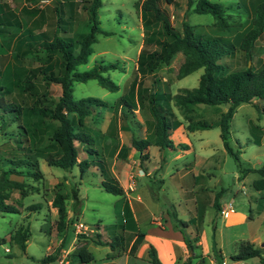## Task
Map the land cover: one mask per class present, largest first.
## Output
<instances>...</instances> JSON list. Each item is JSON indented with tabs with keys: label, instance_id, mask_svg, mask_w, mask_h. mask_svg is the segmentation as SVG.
I'll return each mask as SVG.
<instances>
[{
	"label": "rangeland",
	"instance_id": "1",
	"mask_svg": "<svg viewBox=\"0 0 264 264\" xmlns=\"http://www.w3.org/2000/svg\"><path fill=\"white\" fill-rule=\"evenodd\" d=\"M11 5L10 16L13 23L7 32H0V68L4 70L10 66V73H17L21 80L19 88L16 92L25 91V80L30 76L29 71L43 65L45 56L35 50L25 57L17 56L21 49L17 48L19 40L24 36L23 32L28 26L38 24L39 20L43 23L39 30H46L47 21L42 17L49 14L47 6L54 7L57 1L61 2L65 10L66 16L70 8L67 0H5ZM78 2L80 7L76 9V16L68 27L66 36H77L80 33L88 31L89 14L83 5L88 6L92 0H74ZM143 0H102L103 6L100 9V20L102 28L110 32V35L99 34L98 41L94 44V54L90 57L89 62L79 66L81 71L91 69L95 63L100 61L114 62L119 65V69L110 70L106 75L110 76L120 85L118 92H111L98 84L96 80L87 82H76L74 84V97L80 99L83 97L94 96L107 101L110 107L101 112V116L88 117L85 131L90 133L95 142L92 147L96 152L92 158L104 161L110 175L117 179L123 186L124 194L115 195L105 191L102 187L104 177L98 166L90 164L86 168V172L82 173L79 166L73 170H65L59 167L48 166L43 158L40 159L41 169L45 177L43 180L27 179V197L20 199L19 192H13L10 195L9 203L16 200L20 202L16 204L19 207L17 213L0 214V238H6L8 242L0 246V264H36L45 257L47 247L52 246L51 255H56L60 260L62 258L63 248L71 249L75 243L90 242L94 245L97 260L103 258V254L95 249L102 248L105 243L103 236L98 233V225L118 224L120 204H184L185 198L190 194H184L179 191L177 186H184L190 189L195 184L196 195L200 197L203 204H210L209 192L218 191L222 194L219 202L227 204L231 200L235 212H239L242 216L250 214V204H253L254 221L240 220L232 225H228L227 216L222 212H217L215 207L207 211L206 220L203 224V239L205 246L208 245L212 249V241L214 226L218 230V238L224 233L226 253L233 249V237L237 239H245L247 237V226L251 224L250 235L263 236V208L264 197L261 192L256 190L253 185L255 179L260 178L258 174L250 173L243 182L238 181L237 176L240 170L235 159L229 155L221 140V130L219 127L222 115L227 111L225 105L209 106L197 105L193 112L189 115L193 122L207 121L213 127L209 129H200L194 132L186 131L190 139L196 146L197 154L205 156L201 161L205 169L202 170L203 178L198 182H193L192 174H188L187 178L180 181L170 180L169 172L181 169L184 173L191 170V173L200 171L197 166V159L193 153H188L187 158H180L167 162L158 155L156 147H152L150 156L145 161H141L140 154L132 146V136L135 134L139 138L148 137L154 141V119L149 110L148 98L141 100L138 95V84L140 80L142 90L146 87L149 89L150 78H141L137 71V60L141 48L144 43L146 27L142 18L141 3ZM222 2L225 7L227 21L229 27L222 29L216 25V21L211 14H199L190 12L187 14V0H175L173 5H163L169 10L172 25L179 31L183 30V21L187 20L195 26V31L199 34L222 36L232 41L238 46L251 27V16L247 14L240 5L241 0H213ZM253 0H248V4H252ZM161 25L154 23L151 30L158 32V37L165 39L161 35ZM185 56L182 52L175 55L170 64H161L156 70V78L158 82V91L170 90L173 94L181 91L183 88H194L198 86L203 69L197 70L192 74L180 78L178 71L184 62ZM264 60V36L257 41L253 61L249 63L251 66H259L260 61ZM227 68V72L234 71L239 68L246 67V59L240 50H236L233 55H228L221 60ZM18 76H10V80L17 81ZM35 90L42 95L45 90L51 93L53 98H58L61 94V87L56 84L47 85L38 76L35 80ZM125 94L127 98H132L135 103V110L129 113V118L122 114V110L114 107L115 101ZM145 94V93H144ZM138 101L141 107L138 105ZM264 104V100L259 101ZM256 100L251 103H243L239 105L231 120V145L234 150L239 152L242 168H251L255 165V161L261 156V147L254 144V141L261 140L264 142V113H259L256 109ZM174 111L178 118L187 125L189 121L185 119L182 111L175 102H172ZM131 122L133 128L129 127ZM47 123L50 128L56 127L59 123L48 119ZM9 132H17V124L7 128ZM180 132V131H179ZM176 133L178 140L180 133ZM203 138V140H199ZM14 139L8 142L11 145L2 146L5 157L19 155V150H12L15 144ZM48 135L40 146H46L51 143ZM210 142L211 146H201L202 143ZM185 144V143H183ZM186 147H180V150L190 149L188 143ZM83 146L80 147V159L85 157ZM169 156H174L170 151H166ZM261 159V158H260ZM197 166V167H196ZM166 175L167 184L163 178ZM17 180H23V177L11 176ZM244 185V188L242 187ZM78 188L80 203L78 210L83 207V213L80 222L87 226V230L77 234V241L73 244L75 232L78 231L76 225H71L74 219L70 220L66 228H61L57 221H53V200L58 192H62L67 196V207L74 205L72 197L73 189ZM195 188V187H194ZM37 205L38 209H30V206ZM175 210L172 206L170 211ZM101 221H100V220ZM213 220V222H212ZM227 222V223H226ZM79 223V222H78ZM21 227H28L31 237L27 242V250L24 252L17 244L11 241L12 235ZM69 227V235L66 236ZM59 238H64L61 245L56 246ZM11 241V242H10ZM101 244V245H100ZM56 246V247H55ZM9 247L11 252H5V248ZM68 251V250H67ZM212 254V251L209 252ZM70 254V253H69ZM31 256H34L33 260ZM227 259L232 260L231 257ZM254 259H249L248 263L253 264ZM99 263V262H98ZM202 263V261H198ZM93 264V263H91Z\"/></svg>",
	"mask_w": 264,
	"mask_h": 264
},
{
	"label": "trees",
	"instance_id": "2",
	"mask_svg": "<svg viewBox=\"0 0 264 264\" xmlns=\"http://www.w3.org/2000/svg\"><path fill=\"white\" fill-rule=\"evenodd\" d=\"M241 0L240 5L244 11L251 16V27L246 32L238 46L232 41L222 36H211L199 34L195 31V26L187 20L183 21V30H177L171 22L169 10L163 5V0H143L141 12L144 25L146 27L145 39L137 60V71L141 78H150L149 89L142 90L140 80L138 84V99L142 101L148 98L149 110L152 113L154 123V141L148 137L139 138L135 134L132 136V146L140 154L141 161L150 157V147L157 146L161 152L177 151L185 144L176 145L172 139L173 132L182 121L178 118L172 102L180 108L185 119L189 121L186 125L188 131L209 129L213 125L207 121L193 122L190 114L197 105L219 106L225 105L227 111L222 115L219 127L221 130V140L226 152L231 155L240 170V178L246 177L250 172H256L260 178L255 181L256 189L264 187V163L259 168H242V161L239 152L231 145V120L239 105L251 103L256 100V109L261 114L264 113V60L259 66H251L256 43L264 36V0ZM166 4L173 5L175 0H165ZM70 8L66 16L61 2L57 1L54 7L47 6L49 14L42 18L47 21L46 30H39L43 23L28 26L23 32V37L17 45L21 51L17 56L25 57L33 50L45 56L44 63L29 71L30 76L25 80L26 90L16 92L19 88L20 76L17 73H10V66L1 70L0 68V214L17 213L19 207L16 204L20 200L9 203L10 195L13 192L20 193V199L27 197V179L43 180L45 174L41 169L40 159L43 158L48 166L59 167L65 170H73L79 166L82 173L86 172L90 164H96L104 180L102 187L105 191L123 195L124 188L116 178L110 175L104 161L92 158L96 150L92 147L95 138L85 131L87 118L101 116V112L108 109L110 104L94 96L76 99L74 97V84L76 82H87L96 80L100 86L111 91L118 92L120 85L106 73L110 70L119 69V65L114 62L100 61L89 69L81 71L79 66L89 62L94 54V44L98 41V35H110L101 26L100 9L103 6L102 0H92L88 6L83 5L89 14L88 31L77 36H66L71 20L76 16V9L80 7L78 2L67 0ZM227 7L222 2L213 0H187V14L190 12L199 14H211L218 27L225 29L229 27L226 11ZM11 5L0 0V32H7L13 26L11 16ZM154 23L161 26L162 39L158 37V32L151 30ZM236 50H240L245 59L246 67L227 72L225 64L221 62L228 55H233ZM182 52L185 56L178 74L184 78L193 72L203 69L198 86L194 88H183L180 92L173 94L170 90L158 91V80L156 70L161 64H170L175 55ZM10 76H18L17 81L10 80ZM40 76L45 84H56L61 87V94L58 98H53L51 93L45 90L40 95L35 90V80ZM145 93V94H144ZM133 97L127 98L125 94L120 96L114 104L122 110V114L129 118V113L133 112L135 103ZM138 105L141 107L140 102ZM57 121L59 124L50 128L47 120ZM17 124V132H8L7 128ZM129 127L133 128L131 122ZM48 139L52 141L46 146L40 144ZM14 139L12 150H19V155L5 157L2 146L9 144V140ZM258 143V142H256ZM83 146L85 157L80 159V147ZM23 177L19 181L11 176ZM222 194L216 193L214 207L217 212H221L220 198ZM73 216L69 218L67 207V196L56 193L53 200V207L58 212V225L66 228L67 223L76 216V208L80 203L78 188L73 189L72 194ZM39 206L32 205L30 209H38ZM173 223L184 235L188 248L187 256L178 264H193L194 259L201 257L195 253L199 246L195 241L199 240V234L194 238H189L185 232L187 222L180 219L176 210L170 211ZM216 226H214V231ZM31 237L28 227H21L12 235L11 241L17 244L24 252L27 242ZM10 241V242H11ZM6 238H0V246L6 244ZM214 254L216 260L221 264L222 253L217 249V244L213 238ZM264 249L248 241L238 243L237 253L231 256L232 260H249L259 257L263 260ZM72 260H79L91 264L95 261L94 253L88 248V242L76 248L70 254ZM41 263H54L58 261L56 255H47ZM204 264V259L201 260ZM149 262L151 264H162L157 250L154 246L149 250Z\"/></svg>",
	"mask_w": 264,
	"mask_h": 264
},
{
	"label": "crops",
	"instance_id": "3",
	"mask_svg": "<svg viewBox=\"0 0 264 264\" xmlns=\"http://www.w3.org/2000/svg\"><path fill=\"white\" fill-rule=\"evenodd\" d=\"M180 131V132H179ZM186 125L182 123L175 131L173 132L172 139L176 145L179 144H187L189 145V150H177V151H170L174 154V156H169L166 152H161L160 149L157 146H154L157 148L158 155H160L161 159L166 160L167 162H171L175 159L180 158H187L189 155L188 153H193L194 157L197 159V166H200V171H196L191 173V170H187L186 173L181 171V169H176V172L174 174V170H170L168 173L170 177V180L172 179L174 181H180L181 179L187 178L189 176L188 174H192L191 178L193 179V182H198L200 179H202L204 174L202 173V170L205 169V167L201 166L202 159L205 157L203 155L197 154L196 152V146L194 142L190 139L189 135L186 134ZM179 132L180 136L178 140L176 139V133ZM191 132V131H190ZM194 132V131H193ZM199 140H203V138H199ZM258 142V143H256ZM201 145L203 148L205 146H211L210 142L202 143ZM254 144H258L261 148V156L255 161V165H252L251 168H259L264 163V142L262 143L261 140L254 141ZM150 147L151 148L153 147ZM152 158V153L151 156ZM261 158V159H260ZM196 166V167H197ZM255 173L256 172H250ZM248 173V174H250ZM165 173L163 175V178L166 179ZM259 175V174H258ZM247 176V175H246ZM260 176V175H259ZM13 178V177H12ZM15 179V178H13ZM238 181H241L244 183L246 180V177L240 178V175L237 176ZM259 179V178H258ZM253 181V185L256 180ZM17 180V179H16ZM21 181V180H19ZM165 183L167 184V179L165 180ZM177 189L181 192H184V194H190L189 197L185 198L184 204H120L119 207V219L120 222L118 224H107L103 225L102 222L96 223L98 225V233H100L103 236V239H105V243H102V248H97V245L95 246V249H97L100 254H103V258L101 260H97L95 251L93 250L94 245L90 242H88V248L94 253L95 255V261L93 264H151L149 262V250L151 246H154L157 250V255L162 262V264H178L180 260H183L187 254H188V248L185 243L184 235L183 233L175 227L172 217L170 215V209L173 206L177 212V215L180 219L187 222L188 226L185 228V232L188 235L189 238L194 239L199 234V240L195 241V245L199 246L195 249V253L197 255H200L201 257L194 259L193 264H201L198 263V261H201L204 259V264H220L215 257L214 254V244L212 241V249L210 250V247L208 245L205 246L204 239H203V224L206 220L207 211L210 208H214V200L215 195L217 191H210L209 193V201L210 204H203L200 201V197H198L196 193V188H198L197 184H195L190 189H185L184 186H177ZM195 187V188H194ZM244 188V185L242 186ZM254 188L256 189L255 185ZM259 192H261V195L264 197V187L262 189H256ZM219 192V191H218ZM233 203L234 200H231L227 204H222L220 202L221 208L225 209L228 207L229 203ZM234 204H232L233 207ZM73 208V207H72ZM253 204H250V214L247 215H241L239 212H235L234 208L230 210L229 214L227 215L226 219H228V225H232L235 222L247 220L249 218L251 221L249 223H252L255 219L254 213H253ZM263 208V225H264V205ZM69 218L73 216V209H71V206L69 207ZM76 216L73 217V222L71 225H76L78 222H80V217L83 213V207L79 211L78 208H76ZM53 213V221H58V212L56 208H52ZM100 220V219H99ZM101 221V220H100ZM213 222V220H212ZM227 223V222H226ZM69 223H67L68 225ZM250 227L251 224H248L246 234L247 237L245 239H237L239 237H233V249L229 250V253H226V245H225V239H224V233L220 234V240L218 238V230L216 229V233H214V240L217 244V249L222 253L223 258H228L237 253L238 249V243L240 241H248L251 243H254L256 246L261 247L264 249V237L261 236H252L250 235ZM264 229V226H263ZM68 232L66 236L69 235V227L67 228ZM77 234H79L78 231L75 232V236L73 238L74 242L77 241ZM64 238H59L56 242V246L58 247L63 242ZM29 241V240H28ZM84 243H75L73 248L67 249L63 248L62 251H64L72 254V252L82 246ZM101 245V244H100ZM55 246V247H56ZM26 246V250H27ZM52 246L47 247V253L45 256L50 255L52 253ZM212 251V254L209 253ZM65 254H62V257ZM31 258L35 261L34 256H31ZM253 264H264V253H263V260H261L259 257H254ZM59 260V259H58ZM36 262V261H35ZM58 261L54 263H41L36 262V264H57ZM99 262V263H98Z\"/></svg>",
	"mask_w": 264,
	"mask_h": 264
},
{
	"label": "built area",
	"instance_id": "4",
	"mask_svg": "<svg viewBox=\"0 0 264 264\" xmlns=\"http://www.w3.org/2000/svg\"><path fill=\"white\" fill-rule=\"evenodd\" d=\"M232 202L229 203L228 207L225 209H222V214L224 216H227L230 212V210H232ZM76 227L78 229V232H83L84 230H87V226L84 225L83 223L79 222L76 224ZM5 252L9 253L11 252V249L9 247L5 248ZM64 256L58 260L57 264H88L86 262L83 261H79V260H72L70 258V254L66 251H64ZM221 264H249L248 260H229L227 258H223L221 261Z\"/></svg>",
	"mask_w": 264,
	"mask_h": 264
}]
</instances>
